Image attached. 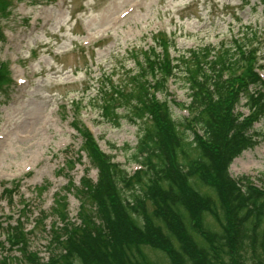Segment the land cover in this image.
<instances>
[{"label":"trees","instance_id":"obj_1","mask_svg":"<svg viewBox=\"0 0 264 264\" xmlns=\"http://www.w3.org/2000/svg\"><path fill=\"white\" fill-rule=\"evenodd\" d=\"M0 5L5 7L2 0ZM247 27L228 41L175 54L172 39L156 32L146 47L131 50V68L104 70L96 95L72 102L97 106L114 126L123 120L137 126L136 144L123 148L143 168L129 174L97 149L86 129H78L79 154L97 169L95 182L71 187L80 200L79 222L70 220L66 197L58 195L47 261L28 248L29 232L18 225L0 240V249L8 243L21 258L9 263L0 256V264H152L136 258L142 246L161 251L170 264H262L241 254L249 242L264 246V171L258 177L263 189L228 171L235 157L257 144L261 136L253 124L264 117V80L254 70L261 30ZM170 80L185 89L188 117L173 114ZM7 81L9 70L1 62L0 91ZM207 215L220 233L206 229Z\"/></svg>","mask_w":264,"mask_h":264},{"label":"rangeland","instance_id":"obj_2","mask_svg":"<svg viewBox=\"0 0 264 264\" xmlns=\"http://www.w3.org/2000/svg\"><path fill=\"white\" fill-rule=\"evenodd\" d=\"M2 1L0 27L5 38L0 40V61L9 64L15 83H1L0 91V240L21 223L26 232L31 231L26 245L38 252L42 262L54 245H48V229L56 220V197H66L68 215L78 221L80 200L70 187L86 175L96 179V170L89 168L85 156L77 157L81 137L75 124L83 121L100 148L127 171L135 166L132 150L118 146L127 143L133 148L138 127L124 120L114 126L95 108L80 111L79 104L72 102L82 95L87 101L94 97L104 70L131 68V50L146 47L157 31L172 39L175 54L216 43L248 26V32L261 30L255 48L264 77V0ZM179 84L170 83L169 89L178 102H184L185 89ZM179 106H172L173 114L180 113ZM253 129L261 137L232 160L229 172L234 178L250 175L255 180L264 171V117ZM113 144L117 148L112 149ZM43 216L47 217L42 221ZM204 224L210 232L222 230L211 215ZM261 243L246 244L248 250L241 254L246 262L264 264ZM140 255L152 264H170L151 246H142L141 253L136 252L139 260ZM0 256L9 263L21 258L8 243Z\"/></svg>","mask_w":264,"mask_h":264}]
</instances>
